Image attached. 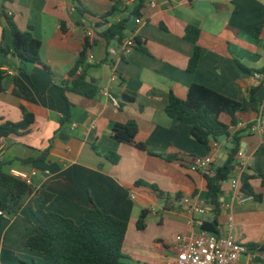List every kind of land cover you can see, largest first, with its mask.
<instances>
[{
    "label": "crops",
    "instance_id": "1",
    "mask_svg": "<svg viewBox=\"0 0 264 264\" xmlns=\"http://www.w3.org/2000/svg\"><path fill=\"white\" fill-rule=\"evenodd\" d=\"M79 2L0 0V46L12 48L4 10L21 31H30L41 42L40 59L48 68L23 62L13 53L0 57V69L8 80L7 90L0 93V124L21 122L23 108L34 116L27 134L0 138V163L7 173L36 172L30 192L20 199L15 212L0 216V264H54L26 246L37 230L32 210L42 204L43 191L53 195L48 211L77 224L93 203L127 221L125 264H165L173 257L177 235L197 234L204 222L213 220L205 175L191 171L188 161L213 155L217 164L221 154L229 156L230 143L220 138L213 141L218 147L209 152L193 137L189 125L168 116L166 106L171 95L186 99L192 84L238 102L248 99L263 80L255 76L264 67V0H146L140 25L133 15L138 4L126 10L120 0ZM125 20L126 36L135 34L141 48L122 56L120 43L108 42L97 28ZM188 27L200 30L201 58L194 72L188 71L195 51V44L185 39ZM90 30H94L92 38L87 36ZM87 41H93L94 59L86 60L82 72L98 87L95 98L65 90L78 77L71 76V71ZM255 97L260 113H240L232 129L242 134L244 150L243 166L235 165L232 179L247 171L264 175V128L260 132L248 129L264 113V85ZM222 120L230 122L226 115ZM130 121L136 123V143L144 149L113 138L115 125ZM109 152L119 155L116 164L107 158ZM251 186L261 195L260 201L252 197L243 201L231 182L223 185L220 234L230 231L252 251L253 264H264V251L249 247L264 245L262 178L253 179ZM3 192L0 186V198ZM191 204L206 206L209 213L190 216ZM144 210L148 211L147 227L139 230L137 222Z\"/></svg>",
    "mask_w": 264,
    "mask_h": 264
},
{
    "label": "trees",
    "instance_id": "2",
    "mask_svg": "<svg viewBox=\"0 0 264 264\" xmlns=\"http://www.w3.org/2000/svg\"><path fill=\"white\" fill-rule=\"evenodd\" d=\"M74 1L80 3L79 0ZM145 3L146 0H139L133 12L134 16H139ZM115 9L114 7L113 11ZM78 10L84 13L80 8ZM2 14L11 31L12 48L0 46V57H7L13 53L23 62L38 64L48 70L40 59L41 42L34 38L30 31H21L15 24L13 17L4 10ZM126 24V20L121 21L111 25L103 33L98 34L108 42L116 40L121 44L126 36ZM258 32L259 30H257ZM199 36V29L194 27L187 28L185 39L195 44L194 54L189 61V72H194L197 69L201 58L202 49L197 44ZM135 43L136 47L140 49L141 42L138 37H136ZM89 49L90 44L87 41L78 64L71 71V76L76 75L80 66H87L86 58ZM240 66L245 72L251 73L250 70L242 65ZM256 73L262 75L263 80L250 91L248 99L243 102L223 96L203 85L192 84L186 99L171 95L166 106L168 116L189 125L193 137L205 145L209 152L214 149L213 141L216 142L220 138H227L233 144V147L229 149V156L225 164L216 168L214 176L205 175L206 201L211 207L213 220L204 222L201 226L202 231L214 234L220 233L219 217L221 215L223 185L232 179L236 156L242 148L243 140L242 134L240 132L233 133L232 129L238 125V115L240 113H246L251 110L260 113V102L255 95L264 85V67ZM7 86L8 80L0 69V93L5 92ZM65 90L72 91L86 98H95L98 95V87L94 83L87 81L85 72L76 77ZM124 100L132 101L127 96H124ZM22 110L23 120L21 122H4L0 124V138H7L10 135L22 136L30 131L34 123V116L26 109L23 108ZM223 115L230 118L229 124L222 120ZM260 115L264 118V113ZM252 126L253 124H250L248 128ZM137 134L138 127L134 121H130L127 124H116L113 130V138L117 142L126 145H136L138 148L144 149L145 146L143 144L136 143ZM107 158L113 164L119 161V155L116 153H107ZM167 159L171 161L177 158L168 157ZM258 177L262 178L264 186V175L251 174L248 171L243 172L240 191L243 195L260 201L262 199L261 195L256 194L251 186V181ZM0 186L4 189L0 198V212L12 215L18 208L20 199L30 192V185L5 172L4 164L0 163ZM42 194L44 197L42 204L38 209L32 210L37 221V230L26 241V246L29 250L41 253L47 261L54 264H125L124 260L126 257L123 254V244L129 228L127 221L104 213L93 203L92 207L86 210L83 222L77 224L72 219L48 211L47 205L52 200L53 195L45 191ZM159 196L162 198L163 194L160 193ZM147 216L148 211L144 210L137 222L139 230H144L147 227ZM249 247L253 250L260 249L264 251V245L260 248L257 246Z\"/></svg>",
    "mask_w": 264,
    "mask_h": 264
},
{
    "label": "built area",
    "instance_id": "3",
    "mask_svg": "<svg viewBox=\"0 0 264 264\" xmlns=\"http://www.w3.org/2000/svg\"><path fill=\"white\" fill-rule=\"evenodd\" d=\"M139 0H120V4L123 9H129L137 5ZM156 5L155 1H151L150 6L154 7ZM75 11V8H72ZM134 21L137 25L143 24L144 20L142 17L135 16ZM94 30L87 32V36L92 38ZM136 35L130 33L127 35L122 43L120 44V53L125 56L131 53L136 48L135 43ZM90 49L86 60H93V41L89 43ZM112 54H118L116 50H111ZM83 66H80L76 72V75H81L83 71ZM9 75L13 74L11 71H7ZM258 79H263V76L256 74ZM108 98L116 106L119 105V101L106 93ZM264 128V120L260 115L258 120L253 124L251 128H248L250 132H260ZM218 147L217 143L213 144V148ZM244 156V151L240 150L236 156V164L243 166L241 162ZM189 168L191 171H200L204 175L214 176L216 170V159L213 155H209L205 158H192L189 163ZM243 173V172H242ZM10 174L19 180L31 185V177L36 175V172H31L27 174L25 172H20L17 170H11ZM242 175V174H241ZM241 175L237 178L231 180V187L235 193H241ZM251 197L243 195V201L250 199ZM189 203V199L185 200ZM209 205V204H208ZM189 215L194 216L196 214L206 215L209 210L206 206L191 204L188 209ZM6 215L4 212H0V216ZM232 221V219L230 220ZM173 257L165 264H253L252 251L245 245L238 243L234 236L228 232L222 234H214L206 231H201L197 234L186 236L183 234L177 235L173 244Z\"/></svg>",
    "mask_w": 264,
    "mask_h": 264
},
{
    "label": "water",
    "instance_id": "4",
    "mask_svg": "<svg viewBox=\"0 0 264 264\" xmlns=\"http://www.w3.org/2000/svg\"><path fill=\"white\" fill-rule=\"evenodd\" d=\"M107 28H108V25H105V26H103V27H99V28H97V31L101 33V32H104ZM227 147H228L229 149H231V148L233 147V144H232V143H229V144L227 145ZM243 151H244V150H243ZM227 159H228V154H221V155L219 156V162H217L216 167H222V166L225 164V162H226ZM221 196H223V193H222Z\"/></svg>",
    "mask_w": 264,
    "mask_h": 264
},
{
    "label": "rangeland",
    "instance_id": "5",
    "mask_svg": "<svg viewBox=\"0 0 264 264\" xmlns=\"http://www.w3.org/2000/svg\"><path fill=\"white\" fill-rule=\"evenodd\" d=\"M229 182H231V180Z\"/></svg>",
    "mask_w": 264,
    "mask_h": 264
}]
</instances>
